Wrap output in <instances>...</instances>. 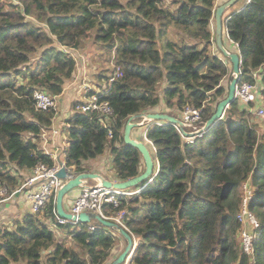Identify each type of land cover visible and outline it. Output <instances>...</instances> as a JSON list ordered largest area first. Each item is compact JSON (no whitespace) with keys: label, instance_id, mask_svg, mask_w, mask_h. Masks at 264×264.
Listing matches in <instances>:
<instances>
[{"label":"trees","instance_id":"obj_1","mask_svg":"<svg viewBox=\"0 0 264 264\" xmlns=\"http://www.w3.org/2000/svg\"><path fill=\"white\" fill-rule=\"evenodd\" d=\"M217 7L218 0H0V187L11 195L41 164L56 166L41 137L57 110L39 109L34 94L61 95L77 74L68 50H81L91 37L114 53L122 75L110 83L114 69H108L88 93L108 102L112 116L73 105L67 169L87 173L86 163L109 151L118 181L140 176L143 156L125 142V128L131 117L163 105L161 113L180 120L186 107L200 109L202 129L229 91L230 68L212 50ZM223 27L240 55L239 84L261 85L264 97V75L254 78L264 68V0L246 2L223 18ZM254 104L236 99L201 135L164 121L143 125L155 148L149 146L154 173L131 188L141 189L138 194L104 208L106 216L125 211L128 232L140 237L130 264H264V133ZM248 180L254 189L249 209L260 223L253 256L238 246ZM56 211L54 195L41 214L26 216L13 230L0 228V264H110L122 253L114 256L115 231L96 221L61 224Z\"/></svg>","mask_w":264,"mask_h":264},{"label":"built area","instance_id":"obj_2","mask_svg":"<svg viewBox=\"0 0 264 264\" xmlns=\"http://www.w3.org/2000/svg\"><path fill=\"white\" fill-rule=\"evenodd\" d=\"M251 0H247L250 2ZM75 50H68V52L74 55ZM112 67L114 69V74L111 76L110 83H113L116 78L122 75L119 68H117L115 60H112ZM262 69H258L254 72V78L258 79L260 72ZM92 86L90 84H84V90L86 95L92 90ZM257 91L258 85L256 83L244 82L242 84H238L236 88V99H239L244 104H254L257 101ZM62 95V94H61ZM59 96H51L43 91H36L34 94V99L36 100L37 107L42 110H48L50 108H54L58 111ZM98 95H91L87 97V100L77 106L78 110L83 112L97 111L105 118L112 116L113 110L110 107L108 102H100ZM254 113L255 109H251ZM257 116L260 118H264V109H258L255 111ZM150 122V120H148ZM181 121L184 124V127L194 128L195 133L197 135H201L202 129L197 128V124L201 121V110L193 107H186L182 112ZM178 127V126H177ZM178 129L181 131L178 127ZM110 137L112 135L110 134ZM189 142H193L195 136L193 134L188 138ZM142 141L150 146L154 151L155 148L153 143L147 138L144 133ZM63 166L65 164L63 163ZM66 167V166H65ZM61 165L58 164L52 168H50L46 164H41L38 166L34 175L29 178L26 183L17 191H21L24 188L30 189L27 193L28 200L31 204L32 213L34 215L41 214L44 208L51 201L52 197L55 195L57 197L58 191L66 184L65 180L60 179L57 176ZM69 170V169H68ZM70 175L68 179H74L78 173L75 171L69 170ZM114 182V181H113ZM243 196H242V205L241 210L238 214V220L243 224V228L240 234L241 237V249L249 256L254 255V242H255V231L260 227V223L256 218L255 214L250 211L249 203L253 198L254 189L251 186V182L248 180L242 186ZM141 189L136 190H119L114 188H108L102 184L100 181L99 184L95 186L85 185L82 187L81 194L74 201L70 211H66L71 215L79 216L81 213H97L104 219L116 222L122 228L127 230L126 225L124 223L125 211L119 212L115 216H106L104 214V208L108 204H112L114 207H119L121 204V199L124 197H131L135 194H138ZM14 192V193H15ZM13 193V194H14ZM7 189L0 187V202L5 200L8 197ZM56 220L61 224L67 223H80L78 221L69 220L61 217L58 212H55ZM90 230H95V226L91 225ZM128 231V230H127Z\"/></svg>","mask_w":264,"mask_h":264},{"label":"crops","instance_id":"obj_3","mask_svg":"<svg viewBox=\"0 0 264 264\" xmlns=\"http://www.w3.org/2000/svg\"><path fill=\"white\" fill-rule=\"evenodd\" d=\"M229 0H218V6L226 3ZM244 0L237 1L231 8H229L224 17L232 13L233 11L242 9L245 4ZM223 17V18H224ZM215 29V25H214ZM215 31V30H214ZM215 36V33H214ZM224 44L233 53H238L237 46L225 39V33L223 36ZM213 53L219 55L224 59L217 48V45H213ZM80 67H77V74L75 79L66 86L64 92L59 99V107L57 111V116L54 120V124L51 129L45 131L41 137V147L46 153L50 154L54 159L56 165L59 162L65 164V151L68 146V123L69 118L74 114L73 105L76 102H85L87 100L88 94L86 95L84 90V84H90L92 88H97V83L91 80L89 75V70L79 71ZM262 72V71H261ZM260 72V73H261ZM259 79V78H258ZM261 85H258V90L261 92ZM258 92V91H257ZM91 96V94H89ZM264 99V97L262 98ZM262 105V104H260ZM164 105L162 109H164ZM162 109L154 111V113H161ZM169 110L168 108L166 109ZM149 121L143 120L139 123H135V127L132 129L131 136L136 140H141L144 134L143 125H147ZM152 154V151H151ZM153 156V154H152ZM154 158V157H153ZM87 173H96L102 175L106 180L118 181L115 178L114 172L112 170V156L109 151H107L103 156L86 163ZM145 170V169H144ZM100 183V180L93 179ZM85 186L84 181L82 185L68 192L63 200V208L65 211H70L74 201L81 194L82 187ZM30 189L24 188L21 191L15 192L9 195L5 200L0 202V228H7L8 230H13L16 225L23 222L24 218L28 215H32L31 204L28 200L27 193ZM117 250V248H116ZM115 250V251H116ZM115 253V252H114ZM116 255V254H115Z\"/></svg>","mask_w":264,"mask_h":264},{"label":"water","instance_id":"obj_4","mask_svg":"<svg viewBox=\"0 0 264 264\" xmlns=\"http://www.w3.org/2000/svg\"><path fill=\"white\" fill-rule=\"evenodd\" d=\"M237 1L239 0H229L226 3L220 5L217 7L215 12V41L218 50L224 57V63L226 65L232 64L233 69V79L229 85V91L228 95L225 99H223L217 106L216 112L213 114V116L206 122L204 126V130L210 127L212 124H214L216 121L223 119L226 109L231 105L233 101L236 100V88L239 84L240 76H241V59L240 55L237 53H233L224 44V27H223V17L225 12L231 8ZM138 117H142L145 120L150 121H164L172 123L176 126H178L180 129L184 128L183 122L171 115L165 114V113H147L142 114L139 116H133L128 120V123L125 128L124 138L125 142L129 145H133L137 147L142 156L145 163V170L144 172L129 181H110L106 180L102 175L96 174V173H83L78 174L74 179H68L70 172L69 170L63 166L62 162H59L61 165V168L59 172L57 173V176L66 181V184L58 191L57 197H56V206H57V212L58 214L66 219L78 221L80 223H91L93 221L98 222L104 227H107L113 231H115L117 234H119L125 241H126V247L122 251V253L113 260L110 264H127L130 263L135 250L137 249V245L135 243V237L130 234L127 230L122 228L119 224L116 222L104 219L97 213H81L79 216L71 215L67 213L63 208V200L65 195L70 192L71 190L79 187L82 185V182L85 179H98L102 182L103 185H105L108 188H114L119 190H128L133 187H136L138 184L142 183L143 181L149 179L153 173L155 168L154 158L151 154V150L147 144H145L141 140H136L131 136L132 129L135 127V124L133 123V120H135Z\"/></svg>","mask_w":264,"mask_h":264},{"label":"rangeland","instance_id":"obj_5","mask_svg":"<svg viewBox=\"0 0 264 264\" xmlns=\"http://www.w3.org/2000/svg\"><path fill=\"white\" fill-rule=\"evenodd\" d=\"M16 2L18 0H15ZM245 3V0L243 1V4ZM215 25V23H214ZM74 57L77 59L78 66L80 67L79 71H84L85 69L89 70V75L91 80H93L95 83L97 82V78L101 73H104L108 71V69H112V58L113 54H109L107 51L103 49L100 45L96 44L93 40V37L88 39L85 43V46L81 50L74 51ZM230 68V75L225 78L224 80V85L226 87H229L231 83V75H233V69H232V64L228 65ZM264 75V68L262 69V73H260L261 79ZM91 86V85H90ZM257 101L254 104V113L253 117L255 118V122L259 123V131L260 133H264V118H260L256 114V110L258 109H264V99L262 93L260 90L257 92ZM262 104V105H260ZM247 107H250L248 104H246ZM59 107V106H58ZM251 108V107H250ZM148 121V120H147ZM241 195L243 196V190L241 189ZM241 223V222H240ZM242 224V223H241ZM243 228V224H242ZM242 231V229H241ZM118 241H117V250L114 253L116 255H119L124 248L126 247V241L119 235L117 234ZM140 241V237L135 236V243L138 244ZM238 246L241 249V237H238ZM242 250V249H241ZM132 261V260H131ZM131 263V262H130ZM127 263V264H130Z\"/></svg>","mask_w":264,"mask_h":264},{"label":"clouds","instance_id":"obj_6","mask_svg":"<svg viewBox=\"0 0 264 264\" xmlns=\"http://www.w3.org/2000/svg\"><path fill=\"white\" fill-rule=\"evenodd\" d=\"M247 2V1H246Z\"/></svg>","mask_w":264,"mask_h":264}]
</instances>
